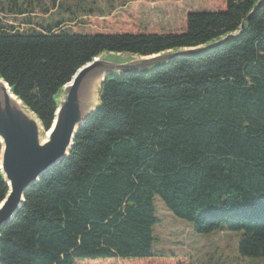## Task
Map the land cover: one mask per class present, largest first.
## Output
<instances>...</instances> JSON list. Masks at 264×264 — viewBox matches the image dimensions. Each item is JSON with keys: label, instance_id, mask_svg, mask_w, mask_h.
I'll use <instances>...</instances> for the list:
<instances>
[{"label": "trees", "instance_id": "obj_1", "mask_svg": "<svg viewBox=\"0 0 264 264\" xmlns=\"http://www.w3.org/2000/svg\"><path fill=\"white\" fill-rule=\"evenodd\" d=\"M25 9L15 11H34ZM184 19L180 31L0 24V76L48 128L59 89L102 52L194 47L245 21L240 36L212 50L109 76L68 156L28 188L1 229L0 264H164L152 258L155 195L198 233L243 231L239 253L264 257V0H225ZM7 190L0 172V202Z\"/></svg>", "mask_w": 264, "mask_h": 264}, {"label": "water", "instance_id": "obj_2", "mask_svg": "<svg viewBox=\"0 0 264 264\" xmlns=\"http://www.w3.org/2000/svg\"><path fill=\"white\" fill-rule=\"evenodd\" d=\"M244 29L243 20L237 30L205 44L147 56L131 54L138 57L130 60L119 56L123 53L102 52L107 55L101 57V53L79 67L59 89L54 118L47 129L0 76V172L8 188L0 202V231L23 204L28 188L68 156L77 130L99 106L100 86L109 76L151 71L177 57L196 56L240 36Z\"/></svg>", "mask_w": 264, "mask_h": 264}, {"label": "rangeland", "instance_id": "obj_3", "mask_svg": "<svg viewBox=\"0 0 264 264\" xmlns=\"http://www.w3.org/2000/svg\"><path fill=\"white\" fill-rule=\"evenodd\" d=\"M53 1L17 0L15 4L12 0H0V24L25 29L29 26L26 24L28 20L52 27L56 21L68 18L60 26L65 31H125L138 26L180 31L187 11H212L225 6V0H56L55 7ZM16 8L34 11L23 14L15 11ZM88 10L93 13L84 15ZM106 55L102 53L101 57ZM119 56L125 60L138 57L128 53ZM153 205L157 218L152 227L153 260L169 264L173 256H188L191 264H264V257L239 253L237 244L243 231H229L222 226L198 233L190 222L173 215L157 195L153 197ZM121 264L146 263L127 261Z\"/></svg>", "mask_w": 264, "mask_h": 264}, {"label": "crops", "instance_id": "obj_4", "mask_svg": "<svg viewBox=\"0 0 264 264\" xmlns=\"http://www.w3.org/2000/svg\"><path fill=\"white\" fill-rule=\"evenodd\" d=\"M12 1H13V3L16 4V1H17V0H12ZM55 3H57L56 0L53 1L52 6H54V7L57 6ZM27 22H29V21L27 20L26 23H27ZM62 25H63V24H62ZM62 25H60V26H62ZM25 26H26V24H25ZM30 26H33V25H30ZM60 26H59V27L56 26V28L54 27V28H55L54 30H56V31L59 30ZM20 29H22V28H20Z\"/></svg>", "mask_w": 264, "mask_h": 264}, {"label": "bare ground", "instance_id": "obj_5", "mask_svg": "<svg viewBox=\"0 0 264 264\" xmlns=\"http://www.w3.org/2000/svg\"><path fill=\"white\" fill-rule=\"evenodd\" d=\"M45 129H47V128H45Z\"/></svg>", "mask_w": 264, "mask_h": 264}]
</instances>
